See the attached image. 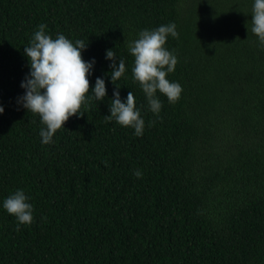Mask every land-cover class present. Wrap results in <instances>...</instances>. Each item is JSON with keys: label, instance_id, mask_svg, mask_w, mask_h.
<instances>
[{"label": "trees", "instance_id": "obj_1", "mask_svg": "<svg viewBox=\"0 0 264 264\" xmlns=\"http://www.w3.org/2000/svg\"><path fill=\"white\" fill-rule=\"evenodd\" d=\"M253 4L0 0V264H264V45L251 31ZM169 23L179 38L164 47L178 63L166 79L183 91L176 103L157 91L156 115L128 43ZM41 24L53 39L83 40L82 58L95 59L84 114L49 144L39 114L19 102L24 47ZM109 49L117 66L125 60L117 84L122 101L135 96L142 136L106 122L116 87ZM97 77L101 101L91 93ZM17 190L34 217L19 230L3 208Z\"/></svg>", "mask_w": 264, "mask_h": 264}, {"label": "clouds", "instance_id": "obj_2", "mask_svg": "<svg viewBox=\"0 0 264 264\" xmlns=\"http://www.w3.org/2000/svg\"><path fill=\"white\" fill-rule=\"evenodd\" d=\"M251 21V31L264 45V0H254ZM46 27L44 24L39 25L30 46L24 47L30 63V73L21 82V87L26 91L19 102L28 111L39 114L42 123L46 125L40 131L41 142L49 144L56 131L64 127L71 116L84 114L81 106L87 103L86 94L90 88L88 76L95 59L85 61L82 58V50L87 47L83 40H77L73 44L63 34H58L53 39L45 33ZM169 35L179 38L175 23L161 25L153 30H142L138 39L128 43V50L134 57L133 79L139 82L150 111L156 115H159L162 108L157 91L165 95L169 103H176L183 91L178 82L166 79L167 74L173 72L178 63L174 50L170 52L164 47ZM116 58L117 55L112 49L106 51V59L112 61L111 81L116 87L110 103V115L105 119L106 122L115 120L121 126L132 127L136 136H142L145 121L141 117L140 109L136 107L133 92H128L126 101L121 99L117 81L125 74L126 66L125 60L120 57L117 66ZM91 93L97 101L106 97L103 78H96ZM3 112L4 108L0 105V114ZM134 174L138 178L142 177L139 170ZM28 200L29 197L23 190H17L3 201V208L18 221L17 230L20 224L30 225L34 220L33 205Z\"/></svg>", "mask_w": 264, "mask_h": 264}]
</instances>
